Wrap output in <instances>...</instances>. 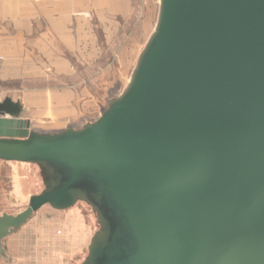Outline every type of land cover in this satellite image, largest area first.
I'll return each instance as SVG.
<instances>
[{
    "label": "water",
    "instance_id": "1",
    "mask_svg": "<svg viewBox=\"0 0 264 264\" xmlns=\"http://www.w3.org/2000/svg\"><path fill=\"white\" fill-rule=\"evenodd\" d=\"M22 113L0 94V159L52 177L0 216V253L42 207L86 200L100 230L82 264H264V0H162L97 122L41 134Z\"/></svg>",
    "mask_w": 264,
    "mask_h": 264
},
{
    "label": "crops",
    "instance_id": "2",
    "mask_svg": "<svg viewBox=\"0 0 264 264\" xmlns=\"http://www.w3.org/2000/svg\"><path fill=\"white\" fill-rule=\"evenodd\" d=\"M126 2L118 4L117 9L124 8ZM109 9H112L111 0H0V94L22 103V117L31 121L32 130L41 134L79 130L97 122L109 109L110 105L95 115L94 100L107 99L109 89H105L107 96L96 92L91 73L101 46L95 29V12L102 16ZM116 12L119 11L107 14L108 24L113 26L112 36L118 32ZM140 59L134 72L130 71L131 79L124 93ZM104 76L99 79L103 80ZM125 82L124 73L113 81L118 85ZM105 83L109 85L108 81ZM0 162L1 166L7 164L11 168V194L17 204H29L30 198L37 194L32 187L39 185V169L24 161L0 159ZM21 211L20 208L15 212L4 211L0 216ZM24 230L25 225L3 240L5 252L0 253V264H41L44 260L39 250L26 253L20 249Z\"/></svg>",
    "mask_w": 264,
    "mask_h": 264
},
{
    "label": "rangeland",
    "instance_id": "3",
    "mask_svg": "<svg viewBox=\"0 0 264 264\" xmlns=\"http://www.w3.org/2000/svg\"><path fill=\"white\" fill-rule=\"evenodd\" d=\"M123 1H127L126 6L117 9L118 4L120 5ZM111 7L112 9L104 12L102 16L95 12V29H97L101 46L97 51L98 58L94 62L91 73L95 79L96 92L107 96L105 89L106 87L109 89L107 99L94 100L95 115L97 116L111 102L123 95V90L127 88L132 75L130 71L134 72L140 56L155 33L161 0H111ZM112 11H119L115 16L118 32L114 36L111 35L113 26H109V20H107L108 12ZM103 15L106 16V19ZM120 72L125 74L126 82L123 85L113 83L114 80L120 79ZM105 74L103 80L99 79L101 75ZM119 74V77L114 76ZM106 81L109 82V85L105 83ZM11 86L16 88L17 85ZM26 86L32 85L26 84ZM1 87L0 85V89H2ZM1 163L0 212H15L19 208L20 210L26 209L29 204L19 206L15 196L11 194L13 186L10 178L11 168L7 164L1 166ZM26 163L34 164L39 169V185L32 188L37 194H40L48 188V184L45 183L48 181V177H52V171L46 167L45 175H43L42 167L37 162L26 161ZM99 230L100 216L86 200H79L76 205L68 209H56L51 205H46L25 224L23 244L19 245L20 249L26 253L39 250L44 255L41 264H82L88 255L89 246Z\"/></svg>",
    "mask_w": 264,
    "mask_h": 264
},
{
    "label": "built area",
    "instance_id": "4",
    "mask_svg": "<svg viewBox=\"0 0 264 264\" xmlns=\"http://www.w3.org/2000/svg\"><path fill=\"white\" fill-rule=\"evenodd\" d=\"M36 2H43V1H54V2H59V1H65V0H33Z\"/></svg>",
    "mask_w": 264,
    "mask_h": 264
},
{
    "label": "flooded vegetation",
    "instance_id": "5",
    "mask_svg": "<svg viewBox=\"0 0 264 264\" xmlns=\"http://www.w3.org/2000/svg\"><path fill=\"white\" fill-rule=\"evenodd\" d=\"M88 253H89V250H88ZM88 256V255H87Z\"/></svg>",
    "mask_w": 264,
    "mask_h": 264
}]
</instances>
